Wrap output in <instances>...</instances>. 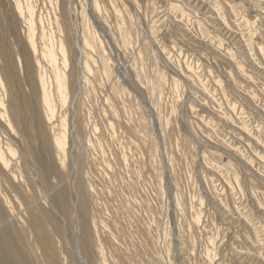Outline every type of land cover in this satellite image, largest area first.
<instances>
[{
	"label": "rangeland",
	"instance_id": "obj_1",
	"mask_svg": "<svg viewBox=\"0 0 264 264\" xmlns=\"http://www.w3.org/2000/svg\"><path fill=\"white\" fill-rule=\"evenodd\" d=\"M24 1L15 0L14 3V0H0V78L12 90L11 92L15 93V114L17 115L15 121L19 120L16 125L22 135H35L36 138L42 129L40 121L43 114L38 104V90L33 82L36 65L47 70L48 76L50 73L44 63L45 59H42L38 53L40 29L44 28L52 36L55 49L54 57L57 65L69 78L73 93L68 94L67 103L56 101L57 98L54 100L56 110L52 119L59 126L60 123L64 124V133L63 131L62 133L65 134L68 147L69 170L67 176L70 187H73L75 180L84 178L85 144L83 143L86 142L90 133L92 120H95V117L92 119L84 115L86 108L90 107L81 94L84 83H87L92 90L96 91L99 100L102 95L101 100L105 98L106 101H103L102 104L100 101V106L103 108L107 120L112 121L110 123L119 142L123 143L127 140V143L125 142L127 146L133 148V152L129 154L132 158H134L136 149L143 155L148 152L147 137L155 142V150H153L158 155L155 163L158 171L156 178L160 182L165 204L163 217L161 216L157 226V235L163 250H166L167 247L170 248V260L173 264H180L181 256L177 250L179 242L178 210L175 209L176 203L171 191L170 174L166 168L167 158L164 153L162 154L164 146L161 121L163 123L168 119V109L165 104L169 100H174L176 105L174 126L179 129L182 144L186 148H191L189 150L194 167L192 164L190 166L196 184L195 192L198 190L196 194L202 200L204 220L208 218L210 224L213 227H218L221 231L217 260L224 261V264H264V261L258 258L254 252V245H258L264 255V206L259 203L257 194L252 191V189H258L264 196V7L260 4L261 2L259 0H144V2L142 0H27L31 6L34 22L30 31L25 20L26 13L18 12L16 8V2L23 5ZM95 2L99 4V8L94 6ZM151 4L156 6L157 17L155 20L152 16ZM106 14L112 17L119 16L120 20L123 19L122 24L126 29L124 30L125 43L128 42L129 45H132L129 53H124L123 45L117 40V35L112 32ZM56 18L64 21V27L67 26L66 31L71 39L68 59L66 63L64 62L65 64L61 53L57 52V34L54 28ZM83 23L89 28L91 27L90 30L101 42L111 75L116 83L115 93L124 89L123 91L127 92L126 95L130 96V102L125 105L129 106L132 112L138 109L135 111L134 118L141 121H143L141 118L144 119L142 129L145 134L140 130L141 137L139 133H134L131 131L132 129H129L127 124L131 118L126 117L125 111L123 115L121 114L124 110V103L116 97L115 93H112L108 83L109 76L103 73L102 65L100 63L96 65L97 73L99 72L98 79L97 77L93 78L88 69L78 65L80 53H78V42L74 32L76 29L79 30ZM30 37H33V41L36 43L35 52L31 50ZM79 46L82 48L80 44ZM85 50L86 55L94 58L93 60L97 59L96 52ZM34 54L38 57L37 62L36 60L33 62ZM137 54L145 61L144 66L150 77L153 75L160 81L163 78V81L168 83L166 89L170 88L169 85L175 89V95L170 99L164 97L163 103L165 104L162 106L164 108L162 111L159 109L158 111L153 106L149 93L140 87V80L135 76L132 63L133 57L135 58ZM150 69L151 71H149ZM51 85L53 89V84ZM98 86H101L100 88L103 90H100ZM79 96L83 99L81 100ZM137 104L139 105L137 106ZM16 111L21 112L17 113ZM100 127L98 124L96 135L99 137L103 133ZM142 134L146 135V138ZM20 136L18 133H10L0 124V148L5 159L13 163L15 154H17L16 156H20V165L24 170L32 172L31 162L24 157L22 151ZM134 140L138 142L135 143ZM144 142L146 143L143 144ZM33 149L35 150V159L38 163L42 162L43 164L44 157L39 152V144H33ZM149 155L146 158L149 165L146 163V167L150 169ZM133 161L136 163L134 159ZM163 167L167 171H164ZM33 169L35 170L33 175L37 174L36 178L34 176L37 187L42 192L48 188L46 190L48 192L52 184L51 180L57 176L49 175L47 179L45 178L47 183H44V177L39 175V170ZM6 175L4 167L0 166L2 184H4ZM249 181L251 182L249 183ZM251 191L252 193H250ZM67 192L74 201L77 195L74 188H70ZM6 194L15 210V194L12 192L8 194V191ZM0 203V219H3L9 213L1 199ZM53 206L52 201L47 200L49 214H52L56 219L60 238L66 239L63 240V244H67L64 246L69 258H73L71 260H74L75 264H84L87 260L82 247L83 243L86 245V242L74 228V217H70L71 224L69 222L67 224L64 216L61 213H56ZM35 209L41 212L38 215L39 217L41 215L43 228L50 232L48 214L41 211V206L35 207ZM72 213H75V210ZM179 215L183 220H186L185 224H189L187 226L189 227L188 214L179 213ZM4 222L5 224L1 226L4 232L14 229L12 222L8 219H4ZM105 234L107 233L100 232L104 243L107 237ZM201 234L203 235V232ZM254 235L256 238L253 237ZM167 238L168 242H165ZM15 239L17 240V238ZM106 240L105 244H108V238ZM253 240L257 241L254 243ZM170 245L171 247H169ZM77 248L80 251H77ZM21 251L23 250L21 249ZM24 254L31 264L37 263L35 254ZM39 254L42 257L43 254ZM55 256H58V252L55 253ZM0 264L2 263L0 262Z\"/></svg>",
	"mask_w": 264,
	"mask_h": 264
},
{
	"label": "bare ground",
	"instance_id": "obj_2",
	"mask_svg": "<svg viewBox=\"0 0 264 264\" xmlns=\"http://www.w3.org/2000/svg\"><path fill=\"white\" fill-rule=\"evenodd\" d=\"M142 1L144 2V0ZM259 1L261 2L260 4L264 7V1L262 0ZM94 6L96 8H99V4L97 2H95ZM151 6H152L151 11H152L153 20H155L157 17L156 6L154 7V5L152 4ZM16 8L18 12L26 13L27 16L25 20H26L27 28L31 31L34 22H33V14L31 11L30 4L28 3L27 0L24 1L23 5L20 2H16ZM145 12L147 11L145 10ZM105 16H107L108 20L107 19L106 20L109 21V25L111 26L112 32L115 35H117L118 38L117 40H119L122 43L124 53H129L131 51L130 47L132 45H129L128 42H127L128 44L125 43L124 30L126 29H124V26L122 24L123 19L120 20L121 17L119 16H118L119 18L117 16L112 17L109 16V14L108 15L106 14ZM148 18L149 17H147V20H149ZM54 28L57 34L56 37L57 38L56 44L58 48L57 52L61 53L60 55L63 60V63L64 62L66 63L70 50L69 44L71 43L70 42L71 39L66 31L67 26L64 27V21H60L59 19L56 18L54 20ZM90 28L83 23V26H81L79 30L76 29L75 30L76 32H74L78 42L77 45L79 51L78 53H80L79 62L77 61L78 65L79 66L82 65L84 68L88 69L90 74L93 75L92 77L96 78L97 75L99 74V72L97 73L96 65L97 63H100L103 67L102 69L104 70L103 73H105L106 75L108 74L107 76H109V80H108L109 87L112 93H115L116 83L114 82V78L111 75V69L106 59L107 57H105V53L101 46V42L97 39L96 35L90 30ZM29 41H30V47H32L31 50L35 52L37 46L36 43L33 41V37H30ZM79 44L82 46V48L79 46ZM134 44H136V42ZM137 46L138 44L136 45V47ZM38 49H39L38 52L39 55L41 56L42 59H45L46 62L44 63H46L47 67L50 70L49 76L47 75L46 72L47 70L46 71L43 70L42 68H40L39 65H36L34 70L35 77H34L33 85H35L38 90V95H39L38 104L41 108V113L43 114L41 115L42 120L40 121V127L42 128L40 134L36 138L35 135H28V136L22 135V132L17 127L19 120L15 121V118L17 117V115L15 114V100H16L15 93L11 92L12 90L4 84L1 78H0V124L3 125L5 129L10 133L13 134L18 133V135H21L19 137L20 138L19 140L24 157L29 162H31L30 164L32 165L33 168L39 170V175H42L44 177V183H47L45 182V178L47 179L49 175L55 174L57 178L53 179L52 177L53 180H51L52 184L50 183L51 187L49 191L48 192L46 191L48 189L47 188L44 189V192H42V190H40L39 187H37L34 179V176L36 178L37 175V174L33 175V173H35V170L32 168V172L31 171L26 172L22 167V165H20V156L19 155L16 156L17 154H15V162L13 161L12 163L10 161H7L0 148V166H3L5 172L7 173L3 181L4 184H2L1 182L2 180L0 181V199L3 201L4 205L6 206V211L9 213V215L6 218L0 219V262L2 264H31L30 261L27 259V256L24 254V253H28V254H35V261L37 262L35 264H75L73 262L74 260H71L73 258L71 257L69 258V254L65 249L66 248L65 246H67V244L66 245L63 244L64 238L63 240L60 238V232H59L60 230L59 231L57 230V223L55 222L56 221L55 217L52 214H49V209L47 207V200L50 199L54 204L53 207L56 210V213L58 214L61 213L64 216V219L66 220L67 224L68 222L69 224H71L70 217L72 216L74 217L73 218V222L75 225L74 228H76L77 232L82 236L81 238L85 239L84 241L86 242V245H84L85 243H83L82 251L86 256V260L88 261V263L86 261L84 262V264H173L172 260H170V254H171L170 248L167 247L166 250H163L157 235V226L159 225L158 223L163 214V208H164L163 206L165 204L163 200V194L160 188V182L156 178L158 171L155 166V163L157 161L158 155L154 151L155 142L151 141L147 137L146 145H148L147 147H149L148 152H146V154L143 155V153L138 152V150L136 149L134 150L135 152L134 158H132L129 154L130 152H133L132 151L133 148L127 146L126 144L127 140L125 139L124 140L126 143L119 142V138L114 133L113 126L110 123L112 121L109 122V120H107L106 118L107 116H105V112L103 108L100 106V101L102 104L103 101H106L105 98L104 100H101V98L103 97L102 95V97L99 100L96 91L92 90L87 83H84V87H82L81 94H83L84 99H86L87 101L86 104L87 103L89 104V105L87 104L88 107L89 106L91 107V108L89 107L91 110L89 108L88 109L86 108L84 115L87 117L89 116L92 119L93 117H95V120H92L93 123H92V127L90 128L91 129L90 133L86 138V142L84 141L85 143H83L85 144V157H84L85 159L83 161L85 166L83 173L84 178L80 180L77 179L75 181L72 180L74 181V185L73 187L72 186L70 187L69 184L70 181L67 176L69 170V164L67 161L68 147H67L65 134H63L64 124L62 125L60 123L59 126V124L54 123L55 121L53 122L52 119L56 110L54 100L57 98L56 101H59L61 103L63 102L67 103L68 94L72 91V89L70 87L69 78H67V75L63 72V69L57 65L58 63L56 62V58L54 57L55 49H54V42L52 40V36H50L44 28L40 29V34L38 38ZM85 49H89L91 51L93 50L94 52H96L98 55L97 59L93 60L94 58H90L88 55H86L84 53L86 51ZM37 58H38L37 55L34 54L33 62H35V60L37 62ZM133 59L134 60L132 64L134 66L133 67L134 73L136 74L135 76H137L138 79L140 80L141 83L140 87L149 93L151 98L149 99L151 100L153 106H155L157 110L159 109L160 111H162L163 108L162 106L165 104L163 103L164 97L170 99L172 96H174L175 95L174 87L169 85L170 88L166 89L168 83L164 82L163 78L160 81L158 78L155 79L153 75L152 77H150L149 73L147 72L144 66L145 61H143V59L139 54H137L135 58L133 57ZM149 71H151V69ZM134 73L132 74L134 75ZM77 79H78V75H77ZM85 80L87 81L88 79ZM96 83L98 84V82ZM51 84H53L54 87L53 89ZM22 86L24 87V84H22ZM98 87L100 90L102 89L100 88L101 86ZM123 90H120L119 93L118 91L117 93H115L116 97L120 99L122 103H124V110L123 113L121 114L123 115L125 111L126 117L131 118V121H129L128 122L129 124H127L129 125V129H132L131 131H133L134 133H139L140 130L143 131L142 127L144 126L143 125L144 119L141 118L143 120L141 121L140 119L134 118L135 111L138 109L136 110L134 109L135 111H133L134 112L133 113L130 107L126 106L130 102L129 99L130 96L128 97L129 94L126 95L127 92L125 93ZM8 95H9V101L7 102ZM82 99L83 98H81V100ZM138 105L139 104H137V106ZM165 105L166 108L168 109L167 112L168 119L166 118L167 121L165 120L166 122L163 121V123L161 121L162 141L164 146L163 147L164 150L162 149L161 150L164 151L162 152V154L164 153V156L167 158L166 168L168 169V172L170 174L169 178L172 185L171 191L176 203V208L175 207L174 208L178 210L177 230H178L179 242L177 241L178 242L177 250H178V254L181 256L180 264H224L223 263L224 261L217 260L218 259L217 257L219 255L218 251H219L221 231L218 229V227L217 228L213 227V225L210 224V220H208V218L204 220L202 200L200 199L201 197H199V195L196 194L198 190L195 192L196 184L192 172L193 170L190 166L192 164V158L190 156L189 149L191 148H186L182 144L179 129L176 126H174L176 122L175 121L176 105L174 103V100H169V102H167ZM18 112L20 113L21 111ZM65 112L64 114H66ZM113 114L115 115V113ZM98 124L99 126H101L100 128H102L103 133L101 137H103L104 139L96 135V131H98L97 130ZM143 133L145 134L144 131ZM140 134L141 133H139V135ZM144 134L142 135L146 138V135ZM127 135L129 134L127 133ZM136 142L138 141H135V143ZM145 143L146 142H144L143 144ZM33 144H37V145L39 144V152L44 157L43 164L42 162L38 163V161L35 159L36 156H35V150L33 149ZM8 149L10 150V148ZM148 155H149V162L151 165L150 169L146 167V163H148L146 158L148 157ZM133 159L135 160L136 163H134ZM192 165L194 167V164ZM162 169L164 170V167ZM164 171L167 170L165 169ZM250 182L251 181H249V183ZM71 183L73 184V182ZM70 188H74L77 194L76 199L74 201L70 197L69 192H67L69 191ZM7 191L8 194H10L11 192L15 194L14 195L15 210L13 204L8 199V196L6 194ZM252 191L257 194L259 198L258 199L259 203L260 204L262 203L261 205L264 206V196L262 192L259 191L258 189L255 190L252 189ZM252 191L250 193H252ZM38 206L42 207L41 210L42 212L44 211L45 214H48L50 232L48 231V229L45 230L42 226L41 215L40 217L38 215L41 214V212L35 209V207ZM73 210H75V213H72ZM179 213L188 214L190 218L188 219L190 220L189 227H187L189 224L188 225L185 224L186 220H183L182 216L179 215ZM4 219L6 220L8 219V221L12 222V225L14 226V229L11 230L10 232H4L3 228L1 227L6 222V221L4 222ZM101 231L103 233H107L105 235H107L106 238H108L109 240L108 244H105L107 241L105 237H104L105 243L103 242V239L100 235ZM202 232L203 235L201 234ZM253 237H255V235ZM15 238H17V240ZM253 241L255 243V241L257 240H253ZM165 242H168V238L166 239ZM72 244L74 245V243ZM169 247H171V245ZM21 249L23 251H21ZM77 251L80 250H78L77 248ZM56 252H58V256H55ZM254 252L258 258L264 261V255L261 252V249L258 245H254ZM39 253L43 254L42 257L40 256ZM81 260L83 261V259Z\"/></svg>",
	"mask_w": 264,
	"mask_h": 264
}]
</instances>
